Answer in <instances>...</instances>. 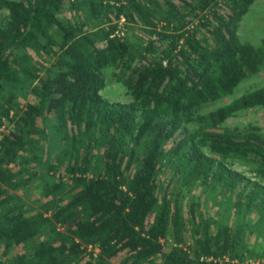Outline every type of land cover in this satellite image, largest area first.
I'll list each match as a JSON object with an SVG mask.
<instances>
[{
    "label": "trees",
    "instance_id": "1",
    "mask_svg": "<svg viewBox=\"0 0 264 264\" xmlns=\"http://www.w3.org/2000/svg\"><path fill=\"white\" fill-rule=\"evenodd\" d=\"M256 2L0 0V264H264Z\"/></svg>",
    "mask_w": 264,
    "mask_h": 264
},
{
    "label": "rangeland",
    "instance_id": "2",
    "mask_svg": "<svg viewBox=\"0 0 264 264\" xmlns=\"http://www.w3.org/2000/svg\"><path fill=\"white\" fill-rule=\"evenodd\" d=\"M240 34L244 40H251L258 44L264 42V0H257L256 4L252 6L250 13L244 20ZM251 78H249V80L245 81L244 83H241L240 88L237 89V93L233 98L238 97L245 92L251 91L253 89L254 82H258L260 85L264 84V72H262V74L257 78ZM101 94L111 101L126 102L129 100L125 90L122 87H119L117 84L107 85V87L101 91ZM226 124L230 127L253 125L261 129V132L264 133V108L241 112L230 118ZM2 130L3 129H1V131ZM234 169L243 173L246 177L253 178V174L249 170V167L244 164L235 165ZM168 177L169 174H165V178L168 179ZM195 193L199 194V191H196ZM247 238V246L249 248L251 247L252 249L254 248L256 250L262 249L264 240L257 238L256 235L248 236Z\"/></svg>",
    "mask_w": 264,
    "mask_h": 264
},
{
    "label": "built area",
    "instance_id": "3",
    "mask_svg": "<svg viewBox=\"0 0 264 264\" xmlns=\"http://www.w3.org/2000/svg\"><path fill=\"white\" fill-rule=\"evenodd\" d=\"M123 22H124V19H123V18H121V20H120V24H123Z\"/></svg>",
    "mask_w": 264,
    "mask_h": 264
}]
</instances>
